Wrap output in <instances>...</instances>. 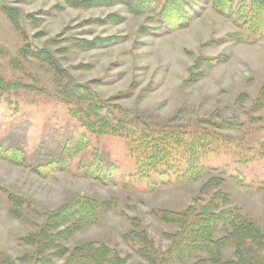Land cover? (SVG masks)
Segmentation results:
<instances>
[{
	"label": "rangeland",
	"instance_id": "obj_1",
	"mask_svg": "<svg viewBox=\"0 0 264 264\" xmlns=\"http://www.w3.org/2000/svg\"><path fill=\"white\" fill-rule=\"evenodd\" d=\"M198 5L199 17L169 33L149 16L130 14L120 4L75 8L64 0H0V80L22 87L0 93V139L22 125L28 156L49 135L58 138L64 131L75 141L83 136L87 145L72 153L65 171L45 178L0 159L4 264H29L24 257L35 256L37 246L26 238L37 235L49 215L78 200L100 206L97 220L62 245L70 251L87 243L104 245L127 264H148L135 252L139 246L133 234L128 236L132 231L145 230L154 248L164 251L168 235L178 228L161 216L182 213L216 192L227 197L223 208L237 210L264 237V188H258L264 182V39L234 41L235 25L210 5ZM111 15L117 21L105 22ZM106 39L113 42H102ZM37 52L46 53V63L35 57ZM204 60L216 63L199 67ZM89 102L101 108L98 119L89 112ZM82 121H104L118 134H90ZM223 122L241 128L216 129ZM127 130L217 132L224 144L201 163L228 173L208 192H202L206 179H171L155 186L138 181L131 177L135 162ZM94 151L117 167L112 183L76 174L81 157ZM230 258L227 248L223 260Z\"/></svg>",
	"mask_w": 264,
	"mask_h": 264
},
{
	"label": "trees",
	"instance_id": "obj_2",
	"mask_svg": "<svg viewBox=\"0 0 264 264\" xmlns=\"http://www.w3.org/2000/svg\"><path fill=\"white\" fill-rule=\"evenodd\" d=\"M75 8H92L120 4L130 14L147 15L165 32H175L187 27L199 17V3L210 5L220 16L229 19L237 32L232 38L236 42L254 43L264 39V0H64ZM198 2V3H197ZM111 15L105 22H116ZM102 42H113L106 39ZM35 57L46 63V53L37 52ZM205 61V60H204ZM215 60L199 62L198 66L211 67ZM22 88L17 83L0 80V93ZM264 102V86L260 93ZM88 110L99 118L101 108L89 102ZM103 123V124H101ZM82 127L94 135H117L115 128L104 121H82ZM238 123L223 122L216 129L240 130ZM128 131V130H127ZM24 128L15 127L7 138L0 139V159L29 169L40 177H48L54 171L68 168L72 153L84 150L85 139L65 132L58 138L49 135L28 156L23 147ZM164 132V131H163ZM128 148L135 162L132 178L145 181L151 186L164 185L172 179L176 183H190L206 179L202 192H208L221 185L227 168H208L201 162L208 153L216 152L224 144V137L217 132L190 134L183 130L164 133L154 131H128ZM130 137V138H129ZM223 138V139H222ZM264 151V143L262 145ZM73 153V154H74ZM117 167L100 153L81 157L76 165V174L101 184L114 181ZM238 183L243 180L232 177ZM258 188H264L260 182ZM198 202V201H197ZM189 206L182 213L163 214L161 221L177 226V231L168 235L170 245L164 251L156 250L145 230L132 231L138 243L136 254L148 264H182L194 261L196 264H264L262 251L264 237L255 224L235 209L223 208L227 197L219 192L207 201ZM100 206L90 200H78L66 204L46 218L45 225L37 235L26 241L37 246L35 256H25L29 264H57L50 257L63 258L61 264H127L119 254L104 245L87 243L68 250L62 245L77 230L92 225L97 220ZM140 244V245H139ZM232 250V258L223 260L224 250ZM51 251V253H50ZM46 252V256L44 253ZM4 264V260L0 259ZM145 264V263H143Z\"/></svg>",
	"mask_w": 264,
	"mask_h": 264
}]
</instances>
